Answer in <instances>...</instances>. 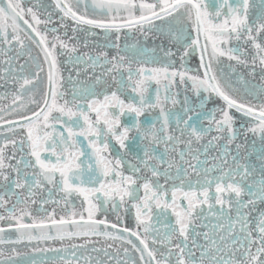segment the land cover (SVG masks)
I'll return each instance as SVG.
<instances>
[{
	"label": "snow or ice",
	"instance_id": "snow-or-ice-1",
	"mask_svg": "<svg viewBox=\"0 0 264 264\" xmlns=\"http://www.w3.org/2000/svg\"><path fill=\"white\" fill-rule=\"evenodd\" d=\"M48 241L264 264V0H0V264Z\"/></svg>",
	"mask_w": 264,
	"mask_h": 264
},
{
	"label": "flooded vegetation",
	"instance_id": "flooded-vegetation-1",
	"mask_svg": "<svg viewBox=\"0 0 264 264\" xmlns=\"http://www.w3.org/2000/svg\"><path fill=\"white\" fill-rule=\"evenodd\" d=\"M43 2L45 4H50L52 3V0H43ZM99 31V30H98ZM137 39H140V42L141 43H144V41L142 40V38H139L137 37ZM130 44L131 43H135L136 42V39H133V38H130L129 41H128ZM152 41L149 40L147 42L148 46H152ZM81 52H84V51H90V49H81L80 50ZM23 62V61H21ZM196 61L194 60L193 61V64H195ZM225 71H227V69H225ZM240 71L244 72L245 69L241 68ZM47 207H52L51 205H48ZM57 212L60 213V210L57 209ZM62 214V213H60ZM111 219V216L109 217ZM66 242H60V241H48V242H40L39 244H36V243H33V244H24V245H19L17 246L18 248V251H21L22 253H28L27 256H22L21 259L22 260H35L37 262L39 261H42V260H47L49 261V264H51V260H52V257L56 256L57 254L55 252H33L32 249L33 248H61L64 246ZM76 243H82V241H76ZM60 255H63V253H60Z\"/></svg>",
	"mask_w": 264,
	"mask_h": 264
}]
</instances>
